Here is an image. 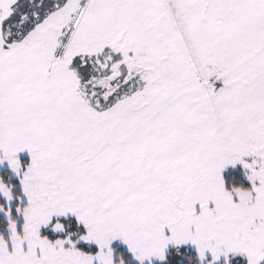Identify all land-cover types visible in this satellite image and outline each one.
I'll use <instances>...</instances> for the list:
<instances>
[{"label":"snow or ice","instance_id":"1","mask_svg":"<svg viewBox=\"0 0 264 264\" xmlns=\"http://www.w3.org/2000/svg\"><path fill=\"white\" fill-rule=\"evenodd\" d=\"M0 264H264V0H0Z\"/></svg>","mask_w":264,"mask_h":264}]
</instances>
